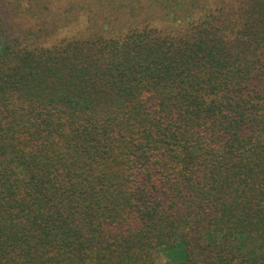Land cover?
I'll list each match as a JSON object with an SVG mask.
<instances>
[{
  "label": "trees",
  "instance_id": "1",
  "mask_svg": "<svg viewBox=\"0 0 264 264\" xmlns=\"http://www.w3.org/2000/svg\"><path fill=\"white\" fill-rule=\"evenodd\" d=\"M3 2L0 264H264V0Z\"/></svg>",
  "mask_w": 264,
  "mask_h": 264
},
{
  "label": "rangeland",
  "instance_id": "2",
  "mask_svg": "<svg viewBox=\"0 0 264 264\" xmlns=\"http://www.w3.org/2000/svg\"><path fill=\"white\" fill-rule=\"evenodd\" d=\"M0 1H2V3L0 2V13H3L4 10H5V8H9V7L12 6L10 3H5V4H4L3 0H0ZM32 3H33V4H31V3H27L25 6L28 7V8H31V9L33 8V10H34V9L36 10L37 8L40 9V7H37L36 5H34V2H32ZM3 9H4V10H3ZM11 23H12L13 28H16V30H21L22 27H24V26L26 25V23H21V20H19V19H16V20H14V21H11ZM76 27H77V26H74V27L71 28V31H72L71 34H73V33L76 32ZM74 30H75V31H74ZM62 35H64V32L60 31L58 34L54 35L53 38H51V39L49 40V42L57 40V39L60 38ZM166 261H167L166 256L164 255L163 252H161V253H160V258H159V262H160V264H166Z\"/></svg>",
  "mask_w": 264,
  "mask_h": 264
}]
</instances>
